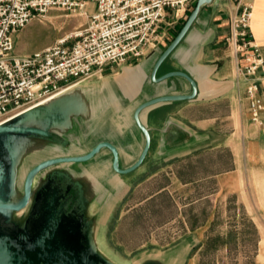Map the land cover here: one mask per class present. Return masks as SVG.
<instances>
[{"label": "crops", "instance_id": "crops-1", "mask_svg": "<svg viewBox=\"0 0 264 264\" xmlns=\"http://www.w3.org/2000/svg\"><path fill=\"white\" fill-rule=\"evenodd\" d=\"M246 2L252 4L250 34L264 59V0H210L202 4L182 39L155 72L156 78L171 71L186 72L196 84V93L191 99L157 103L140 112L151 136L142 164L128 174H118L111 167L112 153L102 148L79 170L64 167L89 180L87 209L93 202L102 204L110 197L127 199L138 185L151 179H166L132 207L160 193L177 196L180 211L188 215H179L180 226L187 230L171 251L174 262L190 257V264H195L218 198L232 196L250 214L264 219V76L260 69L252 77L241 74L242 52H234L225 41L231 19ZM196 4L193 0L183 10H165L160 23L164 39L157 48L119 65L106 63L77 85L93 93L85 95L84 102L71 113V126L63 134L65 144L61 146L84 147L60 155L83 154L97 142L108 141L116 147L121 167L138 158L144 135L133 119L135 108L157 96L192 92L182 76L154 82L151 74ZM251 80L257 83L263 104L261 124L251 121L245 92ZM207 199L209 205L204 210L210 217L206 214L198 221L197 207Z\"/></svg>", "mask_w": 264, "mask_h": 264}, {"label": "built area", "instance_id": "built-area-1", "mask_svg": "<svg viewBox=\"0 0 264 264\" xmlns=\"http://www.w3.org/2000/svg\"><path fill=\"white\" fill-rule=\"evenodd\" d=\"M95 3L88 13L85 7ZM193 0H0V124L89 78L104 64H122L157 48L164 39L160 23L167 8L183 10ZM52 8L85 17L81 28L29 54H14V34L32 19L42 21ZM252 4L231 19L225 41L242 52L239 72L247 78L264 59L250 34ZM251 121L261 124L263 104L256 82L246 85Z\"/></svg>", "mask_w": 264, "mask_h": 264}, {"label": "water", "instance_id": "water-1", "mask_svg": "<svg viewBox=\"0 0 264 264\" xmlns=\"http://www.w3.org/2000/svg\"><path fill=\"white\" fill-rule=\"evenodd\" d=\"M207 2L210 0H197L196 7L161 53L151 74L154 82L171 76H182L190 83L192 92L157 96L135 108L133 119L144 135V145L131 165L121 167L116 147L108 141H99L83 154L38 159L25 172L21 190H18V167L24 154L34 151L42 144L64 145L63 134L70 128L71 113L78 107L68 111L63 106L64 102L56 98L52 104H43L0 124V264H116L97 250L94 244L92 227L95 219L88 217L86 213V198L91 191L88 187L89 180L75 177L63 165L68 168L72 164L87 162L102 148H107L112 153L111 167L118 174H128L142 164L150 148L151 136L139 118L140 112L157 103L191 99L196 93V84L186 72L171 71L158 78L155 77V72L182 39L199 7ZM56 173H64L81 184L83 199L78 213L64 214L56 223L53 222L54 216L48 213L42 216L43 222L38 219L29 225L30 216L36 211L37 202L41 199V191L46 187L49 177ZM29 207L30 213L23 221L21 216ZM141 264L155 263L146 260Z\"/></svg>", "mask_w": 264, "mask_h": 264}, {"label": "rangeland", "instance_id": "rangeland-1", "mask_svg": "<svg viewBox=\"0 0 264 264\" xmlns=\"http://www.w3.org/2000/svg\"><path fill=\"white\" fill-rule=\"evenodd\" d=\"M94 9L93 1L85 7L89 14ZM84 23L85 17L80 14L52 8L42 21L32 19L14 34L13 53H32L76 31ZM75 95L61 99L68 111L83 102ZM44 145L36 149L41 150ZM83 164L70 166L79 170ZM185 171L187 174V167ZM74 174L85 179L81 174ZM166 181L162 177L154 178L138 185L132 191L134 196L131 193L127 199L110 197L105 203L89 205L86 213L95 219L92 227L95 247L108 260L116 264H141L146 260L155 264L192 263L190 257L174 262L171 253L180 235L187 230L178 222L179 215L187 217L188 212L180 211L177 196L160 193L145 204L132 207ZM208 202L207 199L197 207L198 221L207 214V217L212 216V222L206 239L196 252L195 264H264V219L250 214L232 196L214 201V210L209 216V212L204 210L208 208Z\"/></svg>", "mask_w": 264, "mask_h": 264}, {"label": "flooded vegetation", "instance_id": "flooded-vegetation-1", "mask_svg": "<svg viewBox=\"0 0 264 264\" xmlns=\"http://www.w3.org/2000/svg\"><path fill=\"white\" fill-rule=\"evenodd\" d=\"M40 197L41 199L36 205V211L30 216L29 225H32L38 219L43 222L42 216L48 213L54 216L53 222L55 223L60 221L64 214H77L83 199V193L81 184L78 181L69 178L64 173H56L49 177ZM29 210L30 207L22 214L23 221L29 215Z\"/></svg>", "mask_w": 264, "mask_h": 264}, {"label": "bare ground", "instance_id": "bare-ground-1", "mask_svg": "<svg viewBox=\"0 0 264 264\" xmlns=\"http://www.w3.org/2000/svg\"><path fill=\"white\" fill-rule=\"evenodd\" d=\"M93 93V91L90 88H85V87H71L55 96H53L52 98H50L49 100H47V102L43 101L40 102L32 107H29L23 111H20L14 115H12L9 119H12L24 112H27L28 110H31L33 108L42 106L43 104H52L53 100L56 98L62 99L64 97H69V96H73V94H76L75 97L77 98H82L83 102H84V96L85 95H91ZM72 98V97H71ZM52 101V102H51ZM57 101V100H56ZM76 102V101H75ZM85 104V103H84ZM143 112V111H142ZM141 115V114H140ZM8 119V120H9ZM96 139V138H95ZM84 146H78V145H68L66 147H62V146H58V145H46L45 147H42V149L38 150V149H33L34 151H31L29 153L24 154V156L22 157V160L20 162V165L18 167V178H17V188L18 190H21V185H22V180L24 178L25 172L27 171V169L30 167V165H32L35 161H37L38 159H41L43 157H47V156H56V155H60V154H65V153H72V152H77L79 150H83ZM99 163V162H98ZM106 165V164H105ZM63 167H65L63 165ZM101 173V172H100ZM75 177L76 175L73 174Z\"/></svg>", "mask_w": 264, "mask_h": 264}]
</instances>
